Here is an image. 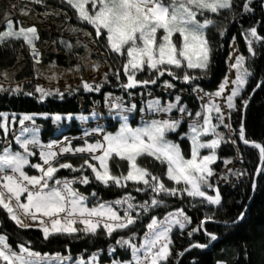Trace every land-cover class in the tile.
<instances>
[{
  "label": "snow or ice",
  "instance_id": "snow-or-ice-1",
  "mask_svg": "<svg viewBox=\"0 0 264 264\" xmlns=\"http://www.w3.org/2000/svg\"><path fill=\"white\" fill-rule=\"evenodd\" d=\"M33 2L44 4L45 0ZM67 4L76 10L79 21L92 26L94 42L102 43L107 49V55L115 54L121 59L123 75L127 79L120 86L128 90L137 86L154 85L167 73L173 79L182 80L190 85L195 84L192 87L193 92H202L203 89L195 82L209 74L213 55L207 30L209 27L218 26L217 21L209 14L228 11L233 19L240 14L236 11L234 0H67ZM251 5L252 0H244L242 11L244 13L252 11ZM218 31L223 36L227 29L218 27ZM243 34L248 51L255 55L254 42L264 44V36L258 33L255 26L249 27ZM87 35L93 34L89 32ZM11 39H22L29 47L35 64L40 63L41 53L36 45L40 36L35 25L28 27L21 25L17 29L13 26V21L8 20L6 30H0V43ZM61 43H64L69 51L73 48L71 43L63 40ZM79 43L77 41V44ZM231 55L232 53H229L230 57ZM90 67L99 70L100 60L92 62ZM230 68L235 70V77L230 80L225 76L214 93H205L209 99L201 104V110L195 112L194 118L192 112L181 103L180 95L166 104H162L159 98H153L147 102L149 112L170 114L176 110L181 115L178 118L171 115L153 118L132 127L128 113L136 109L137 105L135 103L128 105L120 97L113 99L111 93L105 94L109 115L119 121L118 129L111 132L97 125L85 131L83 135L89 137L94 133L98 138L92 141L84 139L83 144L76 146H73L67 137L43 143L35 126H25V121L31 120L32 116L23 114L19 118L21 125L19 134L14 137L17 147L6 146L0 150V208L6 211L17 226L23 229L39 228L43 238L48 240L56 235L71 236L78 233L96 236L100 234L98 230L111 237L118 230L130 228L140 216L165 205L167 201L163 197L177 195L184 197L186 194L188 198H200L199 202L202 205L207 203L220 206L221 191L211 183L214 173L212 166L218 159L217 149L225 142V133L219 131V128L223 125L230 132L234 131L231 127V113L238 106L247 110L250 98H242V93L253 75L243 54L235 56ZM83 69V65L77 64L67 71L83 72ZM109 70L118 81L121 80L120 68L112 69L110 66ZM145 70L152 75L147 79H140L137 73ZM3 75L5 79L8 78L7 72ZM55 78V73L49 77ZM108 81V72L103 74L99 83L95 80H85L81 76V84L86 92H99ZM163 83L166 88L176 87L171 80H164ZM229 85L230 91L226 92ZM262 86L264 81L257 83L252 89L253 93ZM22 90L20 84L9 89H4L0 85V91L19 93ZM76 91H79V88ZM35 92L40 94V100L53 95L52 89H45L41 85H36ZM25 94L34 95L33 92ZM55 94L63 99L64 94L58 88L55 89ZM220 97H223L222 101L217 99ZM223 105H226V110ZM140 111L143 112L144 108ZM185 113L189 116L188 132L184 135L190 141V157H186L179 143L168 138L169 134L175 132L181 125ZM65 115L71 120L74 114L68 112ZM91 115L95 117L97 113L93 112ZM8 116V113H0V117L4 118V121L0 122V131L5 137L9 134ZM62 118L59 113L52 115V119L57 122ZM75 119L84 121L88 117L79 114ZM12 120L13 122L16 120L14 114ZM239 139L245 144H253L259 150L261 166L256 172L264 176V144L246 138L243 122L240 124ZM202 150H206V154ZM67 153L87 155L89 159H84L79 165H74L71 161L60 162ZM37 155L38 161L33 162L32 158ZM144 156L166 166L164 174L168 181L172 182L171 185L167 184L160 174L152 172L139 162V158ZM115 157L127 161L126 174L121 172L117 175L111 170L110 161ZM228 162L226 159L225 163ZM28 167L37 170L38 174H29L26 170ZM86 168H90L95 180L106 187L114 184L126 188L128 182L132 181L137 185V191L150 190L152 195L149 200L137 204L134 203L135 198L126 193L124 197L115 201L97 202L89 207L88 196L73 186L76 182L85 185L90 182L89 175L84 174ZM60 169H70L81 175L60 178L57 176ZM228 172L232 170L228 169ZM140 184L143 187H139ZM213 188L215 194H209L208 189ZM252 189L254 191L257 189L255 179L252 180ZM91 195L95 197L97 193L93 191ZM119 209H122V215ZM245 215V212H240L235 220H223L220 223L227 229L243 220ZM29 218L35 223H24V219ZM207 221L215 222V215L205 213L195 227L187 230L193 220L182 208L165 213L162 219L152 215L147 224V231L138 243L134 240L136 233H132L128 238L121 236L115 241L116 245L130 249L131 259H114L111 264H170L173 244L171 233L174 227L178 226L182 233L183 230H187V236L193 237ZM204 234L208 237L207 243H190L178 255L183 256L193 248L205 249L219 238L218 233L207 228H204ZM30 245L29 241L27 245L20 243L14 248L8 242L7 234L0 233V264L71 262L70 256L41 253ZM115 251L114 247H109L110 253ZM96 259L97 253H93L87 262L81 258L76 264H96ZM216 264L226 262L218 260Z\"/></svg>",
  "mask_w": 264,
  "mask_h": 264
},
{
  "label": "trees",
  "instance_id": "trees-1",
  "mask_svg": "<svg viewBox=\"0 0 264 264\" xmlns=\"http://www.w3.org/2000/svg\"><path fill=\"white\" fill-rule=\"evenodd\" d=\"M47 5L55 6L68 15L70 23L80 26H86L78 20L77 13L74 8L69 6L64 0H45ZM244 0H234L235 8L239 15L235 19L231 13L222 11L221 14H209L217 21L218 26L209 27L207 36L213 48L212 64L210 72L207 76L197 80L203 91H210L216 88L219 81L223 78L226 66L225 61L229 52V44L234 40L238 51L246 57V64L250 68L253 75L249 78L242 98H249L252 89L261 81H264V44L254 42L255 55L248 51V44L244 37V31L249 27H257L258 33L264 36V0H252V11L244 13ZM218 27L227 29L223 36L220 35ZM2 30V29H0ZM235 38V39H233ZM52 39L55 42L58 51L73 57L72 51L65 46L61 41H67L59 34H52ZM100 50L104 53V58L112 69H121V80H117L116 76L109 73V81L104 83L99 92H86L83 88L79 91L63 92V99L57 94L49 95L44 100L39 99V95L34 91L31 84H26L23 90L19 93L12 91H0V113L8 114H29L34 116L35 121L42 126L41 138L47 140L54 136L51 118L53 114L59 113L65 115L68 112L78 114L83 106L84 112H87L88 107L92 106L93 102L102 103L103 94L112 92L128 98L130 92H137L146 88L147 91L153 92L160 98H166L163 91H158V86L163 80H171L176 85L177 90H183L185 93L181 96V103L194 114L199 109V102L192 91L195 84H189L182 80H176L170 77L167 73L158 79L156 84L147 86H137L134 89L128 90L122 88V82H126V76L123 75L122 61L115 54L107 55V49L102 43H98ZM2 50L18 54L24 53L28 57H32L31 51L27 44L22 39H11L5 43H0ZM62 55L57 58L61 59ZM62 62V61H59ZM183 74L182 72L180 73ZM152 74L147 70L137 73L140 79H147ZM9 89V88H7ZM25 92H33L34 95H26ZM82 101L79 102L78 99ZM47 113L48 115H43ZM245 124V135L249 141H256L264 144V86L257 89L253 93L250 103L245 111L243 107L238 106L231 113V127L233 133L237 136L236 148L242 158V165L245 168L247 176L234 185H219L217 186L222 194V203L220 206L200 204V198H188L179 195L175 197H163L167 203L163 206L154 208L150 213H146L139 217L137 222L130 228L118 230L111 237L107 236L102 230L99 235H84L78 233L74 235H56L45 240L39 228L31 227L28 229L20 228L12 221L7 213L0 208V233H6L8 242L15 248L20 243L31 242V247L41 253H60L61 255H88L91 252L100 251L99 260L101 263H107L112 259L129 260L131 256L130 249H125L116 245L115 241L121 236L129 237L132 233H136V237H140L146 231L147 224L150 222L151 216L156 215L162 218L165 213L176 208H182L192 217L193 223L188 226L187 230L195 227L199 220L203 218L205 213L214 214L216 221H207L201 227L200 231L196 232L193 237L187 236V230L174 229L171 233L172 256L170 264H216L218 260L225 261L226 264H264V176L256 172V169L261 166L259 150L251 143L243 144L239 139L240 124ZM183 125L181 131H185ZM69 132H77L72 128ZM171 138L178 139L176 135H169ZM182 151L187 156L189 154V141L185 138L179 140ZM235 149L224 144L218 148L219 156H234ZM84 159H89L87 155L81 154H65L60 162L71 161L74 165H79ZM35 160V159H33ZM139 162L147 166L152 172L160 174L162 179L169 185L172 182L168 181L166 166L161 165L151 157H141ZM110 168L114 174L119 175L121 172L127 173V161L115 157L110 161ZM29 174H36V171L30 167L26 169ZM89 175L90 182L85 185L79 182L73 186L85 195H91L93 191L97 193L96 197L102 201H110L125 196L130 193L134 198V203H140L149 200L151 191H137V185L129 181L126 188L117 187L114 184L104 186L97 182L90 168L85 169V173ZM79 172H72L70 169H60L57 176L73 177L80 176ZM255 177V178H254ZM257 181V189H252V180ZM139 187H143L142 184ZM240 212H245V218L237 222L234 226H229L227 229L220 223L223 220H235ZM135 214V213H134ZM204 228L219 234L216 241L211 242L205 249L193 248L185 252L183 256L178 253L187 248L190 243L201 242L207 243L208 237L204 234ZM114 246L116 251L112 255L107 253V249Z\"/></svg>",
  "mask_w": 264,
  "mask_h": 264
},
{
  "label": "rangeland",
  "instance_id": "rangeland-1",
  "mask_svg": "<svg viewBox=\"0 0 264 264\" xmlns=\"http://www.w3.org/2000/svg\"><path fill=\"white\" fill-rule=\"evenodd\" d=\"M64 1L67 2V0ZM56 13L59 14L57 15ZM8 20H12L13 26L17 29L21 25L24 27L35 25L37 27L40 39L36 41V45L41 53V59L39 64H35L33 57L30 58L24 55V53L11 54L2 50V48L0 47V85H2L4 89L15 88L17 84L22 85V88L26 84H31L34 88V91L36 85H41L45 89H52L53 95L55 94V89L57 88L62 93L74 92L76 88H83L81 84V76L85 80H95L99 83L105 72H111L109 70L110 66L104 58V53L100 50L97 42H94L93 40L94 29L92 28V26L88 24H86V26L82 24H80V26H77L70 23L67 13L62 9L55 6L47 5L46 3L36 4L33 2V0H0V29L6 30ZM89 32H91L93 35H87V33ZM52 34H59L60 36H63L65 39H67V41H69L73 45V48L71 49L73 57H70L69 55H66L57 50L55 42L52 39ZM77 41H79L80 43L77 44ZM229 53H232L231 57L229 56ZM238 54L241 53L238 51L234 40H231L229 44V52L225 61L226 71L223 78L217 84L216 88L210 91L193 92L199 102V109L197 111H200L201 104L206 103L209 99V96L205 95V93H214L218 89L220 83L223 82L225 76L229 77L230 80L235 77V70L230 68V64L234 62V58ZM58 55H62L64 57L58 59ZM97 59L100 60L101 67L99 68V70H93L90 65ZM77 64H81L84 66L83 72L67 71V69L73 68ZM5 72H7L8 74L7 79H5L3 75V73ZM37 73H39V75H37ZM53 73L56 74V78L49 79V77H51ZM163 82L164 80L159 84L158 91H163L165 93L166 98H160L153 92L147 91L146 88H142V90H138L135 93L131 92L128 98H124L123 96L117 95L112 92H105L103 94V102H93L92 106L88 107L86 113L83 111L84 108L82 106L80 109L81 112L73 115V119L71 120L67 119L66 115H61L63 118L58 122L54 121L51 118L54 136L47 140H42V126L35 121L34 116L31 115L32 119L25 121V126H35L38 129V135L43 143H48L51 140H63L64 137H67L69 140H71L73 146L83 144L84 139H89L90 141L97 139L98 137L94 133L91 134L89 137H84L83 135L85 131L95 128L97 125L103 126L106 131L115 132L119 127V121L118 119H114L111 115H109V108L105 104V94L107 93H111L113 99L115 97H120L122 98L123 102L128 105H131L132 103H135L137 105L136 109L128 113L129 123L132 127H136L144 121H148L153 118H163L168 115H171L173 118H178L181 114L176 110H173V112L170 114L152 113L147 110V102L153 98H159L162 104H166L169 101H174L177 95L182 96L185 93V91L183 90H177L176 87L166 88ZM230 88L231 85L228 86L226 92L230 91ZM37 94L40 96L39 93ZM201 97H203V99H201ZM217 99L222 101L223 97ZM78 101L81 102L82 99L79 98ZM223 107L226 110V105H223ZM141 108H144L143 112L140 111ZM93 112L97 113V116H92L91 114ZM79 114L85 115L86 117H88V119L84 121L75 119V116ZM14 115L16 117V120L14 122L12 120L13 114H9V116L7 117L9 134L5 137L3 135V132L0 131V150H2L6 146H12L13 148L17 147L15 144L14 137L15 135L19 134V130L21 128L19 118L23 114ZM3 121L4 118L0 117V122ZM213 122H215V120ZM188 124L189 116L187 113H185L181 125L178 127V129L175 132L169 134H177L178 139L171 137L168 138L179 144V140L182 138H185L189 141L187 136L184 135L188 132ZM183 125L185 126L186 130L179 132ZM72 128H74V130H77V132H69L72 130ZM219 131L225 133V142H223L221 145H231L235 149V154L232 157L219 156L217 149L218 159L214 162L212 166L214 168V173L211 177V183L215 187L225 184L231 186L239 182L240 180L245 179L247 173L245 171L244 166L242 165V158L236 148L237 136L234 135L233 131L230 132L229 129L224 128L223 125L220 126ZM209 138H211L210 134ZM232 141H235V143H233ZM202 152L206 154V150H202ZM190 154L191 145L189 141V154L186 157H190ZM32 159H35L33 160V162H37L38 155L36 157H33ZM226 159L229 161L228 163H225ZM228 169H231L232 172H228ZM35 171L36 174H38L37 170ZM237 173L243 174L237 175ZM208 192L209 194L214 195L215 188L208 189ZM87 196V203L89 207L96 204L97 202H103L102 200H99V198L96 196ZM115 200L116 199L110 200L109 202ZM119 211L122 215V209H119ZM24 223L33 224L35 222L31 221V219L29 218L24 219ZM174 229L179 228L178 226H176L174 227ZM143 235L139 238L135 236L134 240L138 243L143 238ZM93 253H97L96 264H111V262L114 260L112 259L107 263H101L99 260L100 251L91 252L90 254L85 256L83 254L76 256L67 254L62 256H70V264H76V261L81 258H83L87 262L88 258L92 256ZM107 253L109 255L113 254L109 252V248L107 249ZM115 260L119 259L115 258Z\"/></svg>",
  "mask_w": 264,
  "mask_h": 264
},
{
  "label": "water",
  "instance_id": "water-1",
  "mask_svg": "<svg viewBox=\"0 0 264 264\" xmlns=\"http://www.w3.org/2000/svg\"><path fill=\"white\" fill-rule=\"evenodd\" d=\"M252 95H253V91H252V93L250 94V99H251V97H252ZM241 142L243 143V144H245L244 142H243V140H241ZM255 178V177H254Z\"/></svg>",
  "mask_w": 264,
  "mask_h": 264
}]
</instances>
